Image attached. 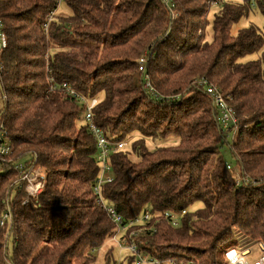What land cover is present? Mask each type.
<instances>
[{"label": "trees", "instance_id": "16d2710c", "mask_svg": "<svg viewBox=\"0 0 264 264\" xmlns=\"http://www.w3.org/2000/svg\"><path fill=\"white\" fill-rule=\"evenodd\" d=\"M174 2L175 20L162 0H0L8 38L0 123L12 159L36 160L47 176L42 194L24 205L18 174L0 171V222L12 214L0 226V264H96L115 232L95 194L99 149L85 110L65 91L50 92L51 76L55 85L98 100L92 123L108 139L142 136L131 151L111 154L114 180L104 188L126 224L151 209L146 227L155 233L138 239L140 252L163 264H226L236 248L221 246L237 232L246 238L244 251L254 243L264 253V52L242 62L262 52L264 34L253 25L233 33L255 9L264 17V0ZM61 3L68 14L59 13ZM146 75L158 97L144 88ZM203 80L234 109L233 137L199 87ZM170 137L179 146L148 147V139ZM226 144L233 164L221 155ZM183 212L179 227L166 217ZM112 257L113 248L107 264Z\"/></svg>", "mask_w": 264, "mask_h": 264}, {"label": "built area", "instance_id": "2783aa9c", "mask_svg": "<svg viewBox=\"0 0 264 264\" xmlns=\"http://www.w3.org/2000/svg\"><path fill=\"white\" fill-rule=\"evenodd\" d=\"M172 13L173 19L179 18V12L176 10V4L174 0H162ZM55 14L49 18V23L54 19ZM48 26L46 27V29ZM8 46V38L5 33V23L0 18V75L4 71L5 63L2 59V52ZM146 59L142 58L139 61L140 71H144ZM49 71V70H48ZM50 75L51 72L49 71ZM51 86L49 91L62 90L65 91L69 96L75 99L78 104L84 108V116L88 126L95 137L99 154L97 157L100 172L99 177L95 186V194L98 197V205L104 209L107 213L111 222L115 225V232L111 238L112 243H114L118 248L123 251H127L135 258L138 264H163L162 260L155 257H151L143 254L139 250L138 239L141 237L149 235V233H155L153 228H147L146 226L151 222L153 213L151 209H147L143 215H141L136 220L126 224L123 217L117 212V210L111 206L104 197V188L107 184H110L114 180L113 170L109 163V159L112 153L119 152L123 150L127 144L125 142H117L108 139L102 129L98 128L92 123V113L94 108L98 105L97 99H87L77 93L70 85L64 84L62 87L55 85V78L51 76L50 79ZM199 87L205 89L207 93L214 99V104L219 110L220 121L223 129L227 134L233 137L239 129V119L228 100L224 97L221 91L214 85L210 84L208 81L203 80L198 83ZM144 88L153 96H157L154 88L150 84V79L146 75L144 79ZM158 97V96H157ZM8 101V95L3 86L0 87V105L2 102ZM13 147L9 139L8 132L5 126L0 123V171H7L13 169L18 174V179L15 183L16 187L25 191L27 199L24 205H27L33 198L38 197L45 190L47 176L45 172L36 167V160L33 162H25L24 160L17 161L12 159L13 157ZM186 214L183 212L181 215L177 216L174 214H167V219L174 227H179L181 224L182 217ZM12 222L11 211L6 213L1 222L0 226L6 228L8 223ZM244 250L231 249L226 253V264H250L248 261L249 255L244 253ZM170 264H175L170 262ZM264 264V257L260 258L258 263Z\"/></svg>", "mask_w": 264, "mask_h": 264}, {"label": "rangeland", "instance_id": "374dc122", "mask_svg": "<svg viewBox=\"0 0 264 264\" xmlns=\"http://www.w3.org/2000/svg\"><path fill=\"white\" fill-rule=\"evenodd\" d=\"M59 10H60L59 13H61L62 15H66L69 13L67 8L65 7V4H62V3H61ZM219 10H220V8L218 6L213 7V9L210 13V21L211 22L213 21L214 15L217 12H219ZM252 25L259 28L264 34V17L260 13V11L257 9L252 11L248 18H243L237 25H235L233 28V33H234V35H237L240 30L248 28ZM212 38H213V28H212V26H210L207 29L206 40L211 41ZM263 52H264V49L262 50V52H260L258 54L247 56L242 60V62H249V61L258 60L261 58ZM141 138H142V136L139 133L133 134L126 141V143H127L126 150L131 151L133 144ZM147 144L151 150H155V149L161 148V147H176V146H179L180 139L177 137H170L166 140H158L155 142L148 139ZM221 155L224 158L226 163L233 164L235 162V159L232 155L231 149L227 144L222 148ZM131 158L133 160H137V158L134 155H132ZM199 207L201 208V205H199L197 208H199ZM245 242H246V238H244L242 235H240L239 233L236 232L235 236L232 238L231 241H229L225 245L221 246V250L224 252L228 248H232V247H235L237 250H243V249H245V247H244ZM261 245L262 244L257 245L254 243H250L251 255H249V257H248V261L250 264H256V263H258L260 258L264 257V253L261 251V248H262ZM112 248H113V257H112L110 264H138L136 262L130 263L129 259L132 255H130V253L127 251L121 250L117 246H113L111 242H109V244H107L104 248H102L101 250H99L96 253V256H97L96 264H107L106 257L109 258V252L111 251Z\"/></svg>", "mask_w": 264, "mask_h": 264}, {"label": "water", "instance_id": "95a60500", "mask_svg": "<svg viewBox=\"0 0 264 264\" xmlns=\"http://www.w3.org/2000/svg\"><path fill=\"white\" fill-rule=\"evenodd\" d=\"M261 247H263V246L261 245ZM244 253H245L246 255H248V254H250V250H246Z\"/></svg>", "mask_w": 264, "mask_h": 264}]
</instances>
